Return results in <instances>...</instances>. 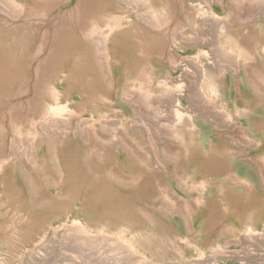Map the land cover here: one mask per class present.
I'll list each match as a JSON object with an SVG mask.
<instances>
[{
  "label": "rangeland",
  "instance_id": "374dc122",
  "mask_svg": "<svg viewBox=\"0 0 264 264\" xmlns=\"http://www.w3.org/2000/svg\"><path fill=\"white\" fill-rule=\"evenodd\" d=\"M0 264H264V0H0Z\"/></svg>",
  "mask_w": 264,
  "mask_h": 264
}]
</instances>
